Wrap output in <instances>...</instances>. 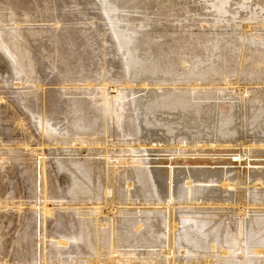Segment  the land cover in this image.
Wrapping results in <instances>:
<instances>
[{"label": "rangeland", "instance_id": "obj_1", "mask_svg": "<svg viewBox=\"0 0 264 264\" xmlns=\"http://www.w3.org/2000/svg\"><path fill=\"white\" fill-rule=\"evenodd\" d=\"M0 14V32L18 39L24 53L0 49V264H167V212L148 174L152 161L169 156L176 169L226 166L233 174L237 164L219 162L231 155L227 147L264 140V124L248 128L238 114L233 130H187L168 122L180 101L158 115L163 122L136 103L148 88L194 90L214 97L191 101L215 104L223 116L238 110L239 96L264 91V0H0ZM259 152L249 150L240 167L264 168ZM93 160L106 168L105 180H95L94 195L79 194L75 178ZM247 177L256 208L240 215L243 236L232 221L214 217L222 230H204L184 216L212 219L214 208L176 212L169 233L187 250L178 264H204L201 256L208 264H264V186ZM44 203L49 214L39 208ZM211 240L228 256L211 251Z\"/></svg>", "mask_w": 264, "mask_h": 264}, {"label": "bare ground", "instance_id": "obj_2", "mask_svg": "<svg viewBox=\"0 0 264 264\" xmlns=\"http://www.w3.org/2000/svg\"><path fill=\"white\" fill-rule=\"evenodd\" d=\"M221 1H224L226 2L227 0H221ZM224 5V3H223ZM220 10V9H219ZM2 14H0V22H1V18H2ZM15 37H13L11 34H4V32H0V49H2L3 51H5V53H7L9 55V53L13 54V55H24V53L21 51V49H19V40L18 39H14ZM16 53V54H15ZM18 57V56H17ZM20 58V57H19ZM18 59V58H17ZM17 59H16V62H17ZM21 62H19V66H22V64L24 63V59L21 57ZM18 59V61L20 60ZM15 63V62H14ZM16 64V63H15ZM16 67V66H14ZM17 69V68H16ZM146 88V87H145ZM165 88V87H164ZM170 88V87H169ZM150 89L148 91V94H147V91H146V94L143 96L141 95L142 97H140V99H138L139 101L136 103L138 105V108L141 109L142 113L146 110H150L152 111L153 113H158L157 114V117L158 115L160 114H167L165 112L166 111V108L167 106L170 104H174L176 103L177 101H180V106H181V109L180 110H177L176 113H174V115L172 114L173 111H171L172 109L171 108H174V107H170V111H171V114L173 115L171 118L170 121H168L169 123L172 122V123H175V122H179L180 124V128L183 127V129H187V130H197L199 131L198 129H201V128H204L205 127H218L219 125H221V127L223 126H227V127H230L228 129H231L233 130V128L231 127H235V122L232 121L231 118H234V117H237V115L239 114L240 118H241V121L243 122V126H246L249 128V124H254L252 125L253 127L255 126H258V125H263L264 124V91H257L255 92L254 94L251 93V95H248L249 98H245L244 96H239L238 99L240 100V104L238 106H236L235 104H231L229 105V108L232 110L235 106L238 107V110H234L233 113L231 115H223L221 116L220 114H218L215 110V108L213 107V105L215 104H212V103H207V104H201V102L199 103L198 101L197 102H194V101H191L192 98H199V99H206V98H212L214 96H209L208 94H196L194 93V90H193V93H189L188 91H186L185 89V93H183V91H181V93L177 92L175 93L174 91H164L163 88H157L154 90H152V88H148ZM171 89V88H170ZM174 89V88H172ZM178 89V88H176ZM175 89V90H176ZM140 90V89H139ZM145 90V89H144ZM166 90V88H165ZM179 90V89H178ZM181 90V89H180ZM140 92V91H138ZM138 94V93H137ZM242 94V93H241ZM208 95V96H206ZM218 97V96H217ZM216 97V98H217ZM228 97V96H227ZM137 100V99H135ZM134 100V101H135ZM178 104V103H176ZM119 107L121 106V103H119L118 105ZM168 106V107H169ZM178 106V105H176ZM176 106H175V109H176ZM136 107V106H135ZM134 107V108H135ZM217 107V106H216ZM137 109V108H136ZM179 109V108H178ZM169 110V109H168ZM136 111V110H135ZM169 111V112H170ZM105 112V111H104ZM168 112V114H170ZM136 113V112H135ZM138 113V112H137ZM140 113V114H142ZM149 113V112H148ZM150 114V113H149ZM171 114L169 116H171ZM136 116V119L138 118L137 117V114H135ZM153 115V114H152ZM155 115V114H154ZM143 116V115H141ZM140 116V117H141ZM150 116V115H149ZM156 116V115H155ZM154 116V117H155ZM160 116L158 117V119H161L162 121V117L160 118ZM168 116V115H167ZM225 116V117H224ZM146 117V116H145ZM156 117V118H157ZM143 118V117H141ZM169 118V117H167ZM139 119V118H138ZM137 119V120H138ZM145 119V118H144ZM155 119V118H154ZM166 119V118H165ZM228 119V121H227ZM239 119V118H238ZM142 119H140L141 121ZM148 120V119H146ZM164 120V118H163ZM166 120H169V119H166ZM165 120V122H166ZM143 121V120H142ZM141 121V122H142ZM149 122V121H148ZM147 122V123H148ZM163 122V121H162ZM162 122L160 124H162ZM240 122V121H239ZM250 122V123H249ZM139 123V122H138ZM138 125V124H137ZM175 125V124H174ZM241 125V124H240ZM139 126V125H138ZM167 126V125H166ZM171 125H169L168 127H170ZM178 127V125H175ZM251 126V127H252ZM264 126V125H263ZM174 127V126H173ZM221 127H220V130H221ZM244 128V127H243ZM153 129V127H152ZM176 129V128H175ZM182 129V130H183ZM215 129V128H214ZM223 129V128H222ZM252 129V128H251ZM258 129V128H256ZM256 129H254L255 131H257ZM259 129H262V126L261 128ZM151 130V129H150ZM216 130V129H215ZM218 130V129H217ZM264 130V129H263ZM186 131V130H185ZM201 131V130H200ZM219 131V130H218ZM259 131V130H258ZM257 131V132H258ZM216 132V131H215ZM232 132V131H231ZM229 132V133H231ZM179 133V132H178ZM199 133V132H198ZM217 133V132H216ZM215 133V134H216ZM224 133V132H222ZM183 134V133H182ZM220 134V132H219ZM225 134V133H224ZM222 134V135H224ZM233 135V133H231ZM259 134V133H258ZM261 134V132H260ZM189 135V134H188ZM193 135V134H192ZM252 135H255V134H252ZM257 135V134H256ZM185 136H187L185 134ZM195 136V135H194ZM230 136V135H229ZM259 136V135H258ZM257 136V137H258ZM264 136V135H263ZM231 137V136H230ZM261 137V136H260ZM232 138V137H231ZM262 138V137H261ZM264 138V137H263ZM253 139V138H251ZM260 139V138H259ZM182 141V140H181ZM180 141V142H181ZM158 142V141H157ZM179 142V143H180ZM208 142V141H206ZM211 142V141H210ZM217 141H215L216 143ZM230 142V141H229ZM234 142V141H233ZM241 142V141H240ZM239 142V143H240ZM244 142V141H243ZM248 142V141H246ZM187 143V142H186ZM213 143H214V140H213ZM212 143V144H213ZM218 143V142H217ZM231 143V142H230ZM235 143V142H234ZM183 145V144H182ZM203 145V144H202ZM221 145V144H220ZM226 145V144H225ZM228 145V144H227ZM232 145V144H231ZM238 149H228L227 147V151L231 152V155L229 156V158L227 159H223L221 161H219L220 163H228L229 165L232 166V164H237V166L233 169L235 172L233 174H230L228 173L227 171L229 170L228 167H222V168H195L193 170H188V168L186 167L185 169H181V168H178L176 169V167L174 165H172V162H170L169 159H171V157H167L165 159H155L152 161V163H156L155 166H151L148 170V174H149V177H150V180L153 184V186L156 188V192L157 194L159 195V204H160V208H163L166 210L167 212V220H166V226L168 229V234H167V246L161 250V253L166 257L165 258V262H167V264H178L179 262V259L177 261V258L178 256H183L185 257L184 253L186 254V252L184 251H187L185 250V248H183L182 246H175V242H174V239L171 238L172 237V234L170 236V230L172 228V226L174 227V225H176V220H177V216L178 214L176 213L178 210H183L186 206L191 207L192 209V206L191 205H196V206H201V207H204L207 208V207H211L213 210H215V212L212 214L214 216H212L213 218L212 219H205V217L202 216L203 213H201L202 211L200 210L199 214L198 215H201L202 217L198 218L197 215H194V214H191V213H186L184 214V216H187V217H191L189 219L193 220L197 225L198 228H203V225H214L216 228H220L223 227V224L220 223L219 221L217 222V219L216 218H223V219H226L227 220V223L228 221H232L233 224L235 225V230H237L238 233L242 234L243 236V231L246 230L245 228H247L245 226V223L242 221V217L240 216L241 214H246L245 212V208H248L251 207L250 206V202L248 200V195H247V175L250 174V176L252 177V180H254V185H255V188L258 189V187L260 188L261 185L264 186V168L262 169H258V170H250L248 171V169H244L243 167L241 168L240 165L241 164H247L249 163V160H247L246 158L243 159V156L247 154V152L249 150H253V151H260L259 152V155H264V148H259V147H264V140H255V141H252V143L250 142V144L248 145H243L242 143H240V145L237 143ZM205 146V145H204ZM219 146V144H218ZM224 146V145H223ZM161 147V146H160ZM193 147V146H192ZM200 147V146H199ZM221 147V146H220ZM226 147V146H224ZM236 147V146H235ZM184 148V147H183ZM103 149V148H102ZM81 150V149H80ZM153 150V149H152ZM171 150V149H170ZM224 150V149H223ZM166 151V149H165ZM216 151V150H215ZM233 154V155H232ZM250 154V153H249ZM258 155V156H259ZM181 156V155H180ZM185 156V155H184ZM153 157V156H152ZM99 158V157H98ZM249 158V157H248ZM40 159H43V155L40 157ZM209 159V158H208ZM216 159V158H215ZM97 160V159H96ZM96 160H93L90 162V164L86 163L84 166H86L85 168V175H83L82 177L79 176L76 177V184H74L75 186H73V189L74 187L77 188V192L82 195L84 194H88L90 195V193L93 191L94 187H96L95 185V181L96 179H103V174L105 173V167H101L100 163ZM105 160V158H104ZM152 160V159H151ZM199 160V159H198ZM205 160V159H204ZM203 160V161H204ZM65 163H69L71 162L70 160H63ZM89 161V160H88ZM168 163V164H167ZM197 163V162H195ZM206 163V162H205ZM251 163V162H250ZM258 164H264V162L260 161V162H257ZM73 164V162H72ZM70 164L69 167L72 165ZM65 166V164H63ZM103 165L104 166H107V162H103ZM102 165V166H103ZM158 165V166H157ZM163 165V166H162ZM75 166V165H74ZM84 166L82 167L84 171ZM68 167V166H67ZM124 167V166H123ZM72 168V167H70ZM69 168V169H70ZM68 169V168H67ZM73 169V168H72ZM231 171V170H230ZM71 172V171H70ZM72 173V172H71ZM74 173V171H73ZM76 173V172H75ZM74 173V174H75ZM76 175V174H75ZM81 175V174H80ZM73 176V175H72ZM249 179V178H248ZM74 180V178H73ZM72 180V181H73ZM100 180V181H101ZM105 180V179H103ZM182 180V184H183V187L180 186V181ZM179 181V182H178ZM75 182V180H74ZM133 182V181H132ZM208 182H211L208 183ZM218 183L219 184V188H216L214 187L213 183ZM252 182V181H251ZM196 183V184H195ZM241 183V187L244 185V187H242L240 190L237 189V188H240L239 186L237 187V184ZM103 184V183H102ZM105 185V184H104ZM130 186L132 187V184L131 182L127 185L128 189L130 188ZM258 186V187H256ZM109 187V186H108ZM236 187V190L234 191H230L229 192H225L226 190H232L230 188H235ZM251 187L253 188L252 184H251ZM75 188V189H76ZM262 188V187H261ZM255 189V190H256ZM224 190V191H223ZM251 190V189H250ZM254 190V191H255ZM262 190V189H261ZM260 190V191H261ZM95 191V190H94ZM93 191V192H94ZM97 191V190H96ZM76 191L74 190V193ZM111 193V189L110 188H107V186L105 185V188H104V195L105 197ZM264 193V192H263ZM94 193H92V195H94ZM257 194V192H256ZM157 195V196H158ZM263 195V194H261ZM91 196V195H90ZM264 196V195H263ZM93 197V196H92ZM260 197V196H259ZM258 197V199H259ZM91 198V197H90ZM251 198V196L249 197ZM264 198V197H263ZM105 200V199H104ZM253 201V200H252ZM264 201V200H263ZM254 203V202H252ZM264 203V202H262ZM157 204V203H156ZM204 205V206H202ZM259 205V204H258ZM257 205V206H258ZM153 206V205H152ZM151 206V207H152ZM34 207V206H33ZM195 206H193L194 208ZM256 208V206H254ZM254 207H251V209L253 208L254 210ZM35 208V207H34ZM37 208V207H36ZM40 210H42V212L44 214H49L50 213V208L49 206L44 203L43 205H41V207H39ZM38 208V209H39ZM92 208V207H91ZM149 208V207H148ZM196 208V207H195ZM258 208V207H257ZM79 209V208H78ZM190 209V210H191ZM199 209V208H198ZM210 209V208H209ZM211 209V210H212ZM90 210V209H89ZM194 210V209H193ZM192 210V211H193ZM196 210V209H195ZM194 210V211H195ZM204 210V209H202ZM212 210V211H213ZM252 210V212H253ZM260 210V209H259ZM259 210L257 212H259ZM193 211V212H194ZM208 211V210H207ZM261 211V210H260ZM93 212V211H91ZM165 212V211H164ZM189 212V211H188ZM197 212V210L195 211ZM204 212V211H203ZM210 212V211H209ZM250 212V211H249ZM95 213V212H94ZM206 214V212H204ZM208 213V212H207ZM90 214V213H89ZM196 214V213H195ZM211 214V213H209ZM204 215V214H203ZM209 216V215H208ZM207 216V217H208ZM211 216V215H210ZM246 216V215H245ZM88 217V216H87ZM216 217V218H214ZM244 217V216H243ZM236 218V219H235ZM247 218V217H246ZM250 218V217H249ZM253 219V218H252ZM244 220V218H243ZM249 220V219H248ZM247 220V221H248ZM89 221V220H88ZM100 221V220H99ZM245 221V220H244ZM86 222V221H85ZM97 222V221H96ZM249 222V221H248ZM251 222V221H250ZM254 222V220H253ZM253 222H251V226L253 228ZM220 223V224H218ZM226 223V224H227ZM95 224V223H94ZM174 224V225H173ZM229 224V223H228ZM247 224V223H246ZM256 224V223H255ZM260 224V221L258 224L256 225H259ZM99 225V224H98ZM208 225V226H209ZM222 225V226H220ZM104 226V225H103ZM205 226V227H206ZM228 226V225H226ZM245 226V228H244ZM260 227V226H259ZM176 228V227H175ZM197 228V229H198ZM209 228V227H208ZM211 228V227H210ZM214 227L212 226V229ZM244 228V230H243ZM255 228V226H254ZM253 228V229H254ZM251 229V230H253ZM115 230V229H114ZM200 230V229H199ZM205 230V229H204ZM203 230V231H204ZM210 230V229H209ZM219 230V229H218ZM222 230V229H221ZM233 230V229H232ZM207 231V230H206ZM212 231V230H210ZM215 231H217V229H215ZM250 231V230H249ZM88 232V235L90 236H94V238L96 240H98L99 238V234L97 232L93 233L94 231L91 230V229H88L87 230ZM201 232V231H200ZM208 232V231H207ZM222 232V231H221ZM224 232V231H223ZM235 232V233H237ZM247 233V231H245ZM171 233H173L171 231ZM226 233V232H225ZM228 233V232H227ZM234 233V232H233ZM249 233V232H248ZM245 234V233H244ZM174 235V234H173ZM207 235V233L205 234ZM213 235V234H212ZM236 235V234H235ZM239 235V234H238ZM238 235L236 236V239H238ZM248 235V234H246ZM204 236V235H203ZM210 237V235H207ZM252 236V235H251ZM114 237V236H113ZM207 238V237H206ZM242 238V237H241ZM244 238L246 237H243V240H245ZM211 239V238H210ZM235 239V238H234ZM235 239V240H236ZM214 240V239H213ZM240 240V238H239ZM239 240H237L236 242L238 243ZM209 241V240H208ZM212 241V240H211ZM216 241V240H215ZM241 242H243L241 240ZM210 243V242H209ZM240 243V242H239ZM238 243V244H239ZM209 245V244H208ZM221 246V245H220ZM185 247V246H184ZM210 247V250H214V242L212 241V244L209 246ZM239 248V245L237 246ZM243 247V246H242ZM242 247H240L242 249ZM217 248V251H218V247L216 246L215 247V250ZM224 249H221V253H223L225 256L223 257H226L228 255L227 252V249L225 247H222ZM239 248V250H241ZM209 249V248H208ZM244 249V248H243ZM247 249V248H246ZM208 250V251H210ZM238 250V249H237ZM248 250V249H247ZM102 251V250H101ZM216 251V253H217ZM245 251V250H244ZM242 250V252H244ZM262 254H264V249H260L259 250ZM219 252V251H218ZM219 252V253H220ZM247 252V251H245ZM100 253V252H99ZM209 253V252H208ZM211 253V252H210ZM215 253V252H214ZM229 253V252H228ZM231 253V251H230ZM253 253V251H252ZM257 253V252H255ZM104 254V253H103ZM158 254V253H157ZM213 254V253H211ZM218 254V253H217ZM240 254V253H239ZM242 254V253H241ZM240 254V255H241ZM202 255V254H200ZM206 255V254H205ZM204 255V256H205ZM230 255V254H229ZM232 255V254H231ZM245 255V254H244ZM212 256V255H211ZM219 256H222V255H219ZM242 256V255H241ZM240 256V257H241ZM202 259L201 261L204 263V264H208L209 263V257L206 258V256L203 258V256H201ZM215 257V256H213ZM222 257V258H223ZM180 258V257H179ZM216 258L217 255H216ZM248 258V256H247ZM156 259V258H155ZM185 259V258H184ZM212 259V258H211ZM219 259V258H218ZM225 259V258H223ZM242 258H240L241 260ZM245 259V258H244ZM181 260V258H180ZM186 260V259H185ZM230 260V259H229ZM239 260V261H240ZM178 263H177V262ZM195 261V260H194ZM242 261V260H241ZM243 262V261H242ZM95 264H98L95 263ZM100 264V263H99ZM159 264V263H157ZM185 264H187L185 262ZM190 264V263H189Z\"/></svg>", "mask_w": 264, "mask_h": 264}]
</instances>
